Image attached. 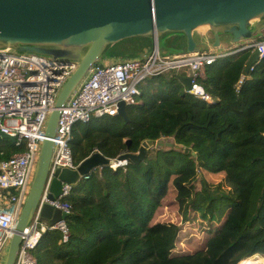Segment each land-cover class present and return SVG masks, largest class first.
Wrapping results in <instances>:
<instances>
[{
	"label": "trees",
	"instance_id": "trees-1",
	"mask_svg": "<svg viewBox=\"0 0 264 264\" xmlns=\"http://www.w3.org/2000/svg\"><path fill=\"white\" fill-rule=\"evenodd\" d=\"M250 56L247 51L206 67L200 84L213 105L185 93V70L172 71L143 82L136 103L126 106L127 122L115 116L76 124L70 142L75 165L95 152L113 160L136 153L144 140L172 139V147L81 179L65 198L67 241L58 231L43 233L31 251L36 264H238L264 257V59L235 90ZM7 145L0 159L20 151ZM197 167L224 173L233 193L211 190L204 181L197 187ZM169 183L182 221L190 211L209 223L225 218L204 250L181 258L171 256L179 226L150 224Z\"/></svg>",
	"mask_w": 264,
	"mask_h": 264
},
{
	"label": "water",
	"instance_id": "water-1",
	"mask_svg": "<svg viewBox=\"0 0 264 264\" xmlns=\"http://www.w3.org/2000/svg\"><path fill=\"white\" fill-rule=\"evenodd\" d=\"M203 27L212 37L214 49L219 48L221 37H227L231 46L262 38L264 0H0V48L77 63L48 116L30 188L2 264H14L22 233L42 193L53 150L58 109L76 90L90 67L106 58L107 51L113 46L128 39H149L152 48L155 47L161 55H169L162 50L166 40L181 37L185 43L183 53L201 52L203 48L193 34ZM257 61L258 53L254 51L243 74L247 75L250 67H256ZM190 82L191 71L188 69L182 78L185 89L190 88ZM117 115L128 121L122 102L118 104ZM0 141L14 143L15 139L0 134ZM125 142L127 146L130 144L129 140ZM162 145V141L144 140L136 153L127 151L116 161L138 164L146 159L154 146ZM114 162L95 152L74 170L58 169L50 186L49 198L52 200L61 195L62 183L74 187L92 171L109 167ZM41 217L51 224L66 219L65 214L50 206L43 208Z\"/></svg>",
	"mask_w": 264,
	"mask_h": 264
},
{
	"label": "built area",
	"instance_id": "built-area-1",
	"mask_svg": "<svg viewBox=\"0 0 264 264\" xmlns=\"http://www.w3.org/2000/svg\"><path fill=\"white\" fill-rule=\"evenodd\" d=\"M243 50L256 51L259 63L264 59V39L224 53L202 50L161 55L154 47L141 57L92 65L76 90L58 109L46 180L32 218L22 233L14 264H36L31 251L43 233L58 231L62 236L61 242L68 239L66 219L51 224L44 221L41 214L45 206L66 216L70 212L65 198L70 195L72 186L62 183L61 195L52 200L49 194L56 171L62 168L74 170L77 166L73 163L70 149L76 124L118 116V104L122 102L125 107L135 104L142 93L141 85L147 78L183 69L191 71L190 88L185 89V93L206 105H213L214 98L200 84L206 67ZM254 67H250L249 72ZM76 68L75 61L0 48V134L13 137L14 143H8L20 150L7 159H0V255L8 247L27 197L48 116L54 109L60 89ZM244 79L243 74L235 85L236 92ZM3 153L0 150V156ZM127 162L115 160L109 168L115 170L126 166ZM94 171L99 173L101 169ZM7 205L12 206L10 211L5 210ZM2 262L0 260V264Z\"/></svg>",
	"mask_w": 264,
	"mask_h": 264
},
{
	"label": "rangeland",
	"instance_id": "rangeland-1",
	"mask_svg": "<svg viewBox=\"0 0 264 264\" xmlns=\"http://www.w3.org/2000/svg\"><path fill=\"white\" fill-rule=\"evenodd\" d=\"M261 38L260 40H262ZM257 39L256 41H258ZM134 44L130 47L128 51L119 52L115 50V48H111L107 51L106 57H113L115 60L118 59H126L130 57H135L141 50H151V41L149 39H131ZM234 46L230 48L233 51ZM206 49H204L205 51ZM147 51V52H149ZM146 52V53H147ZM144 53V54H146ZM143 54V55H144ZM141 55V56H143ZM237 56V55H234ZM108 57V58H109ZM100 63H104V57L102 60L99 61ZM185 73L187 74L188 69H184ZM158 142V141H157ZM163 145L161 147L154 146L148 154L151 156L154 154L156 149L167 150L168 146L166 144H172V139H163ZM7 141H0V149H7L8 148ZM172 147V146H171ZM197 174V187H200L199 182L204 181L206 186H208L211 190H219L226 194L233 193V186H231L227 180L225 179V174L220 173H208L197 167L196 170ZM176 191L172 187V185L168 184V189L166 195L161 202L158 209L155 211L150 224L156 223H164V224H175L179 226V232L175 241V247L171 251V256L176 258L186 257L188 255H192L197 251H202L205 249V244L207 240L216 233L221 224L224 222L223 218L220 222L214 221L212 223L206 222L201 219L198 213L196 212H189L188 220L182 221L180 214L178 213V207L175 201ZM12 208L11 205H7L5 207L6 211H10ZM8 246V245H7ZM6 250L3 249L0 255V260H4L6 255ZM145 264H153V262H147Z\"/></svg>",
	"mask_w": 264,
	"mask_h": 264
},
{
	"label": "crops",
	"instance_id": "crops-1",
	"mask_svg": "<svg viewBox=\"0 0 264 264\" xmlns=\"http://www.w3.org/2000/svg\"><path fill=\"white\" fill-rule=\"evenodd\" d=\"M193 36H194L195 41L198 43V45H201L203 50L206 49L205 51H208V52L224 53V52L230 51V48L232 47L228 43L229 39L227 37H221L220 38L219 48L218 49H214L212 47L213 39L210 36V34L208 33L207 29L200 28V29H198V30H196L194 32ZM176 38L178 39L177 42L173 41L172 38L166 40V43L164 44L165 46L162 48V50L168 52L169 55L170 54H174V53H183L184 52V47H185L184 40L181 37H176ZM130 40L131 39H128V40L122 41V42H120L118 44L121 47L132 46V44H134V43L132 41H130ZM249 43L250 42H247V43H244V44H240L239 46H246ZM151 47H152V43H151ZM147 51H149V49L148 50H141L135 57H141V55H143ZM174 51H178V52H174ZM135 57H130V58H135ZM118 60H121V59H118ZM220 60L223 61V60H225V58L220 59ZM114 61H116V60H115V58H112V57L104 58V63H111V62H114ZM182 71H184V69ZM182 71H180V72H182Z\"/></svg>",
	"mask_w": 264,
	"mask_h": 264
},
{
	"label": "bare ground",
	"instance_id": "bare-ground-1",
	"mask_svg": "<svg viewBox=\"0 0 264 264\" xmlns=\"http://www.w3.org/2000/svg\"><path fill=\"white\" fill-rule=\"evenodd\" d=\"M202 29H207V28L203 27ZM238 264H264V257L255 255L251 258L239 262Z\"/></svg>",
	"mask_w": 264,
	"mask_h": 264
},
{
	"label": "clouds",
	"instance_id": "clouds-1",
	"mask_svg": "<svg viewBox=\"0 0 264 264\" xmlns=\"http://www.w3.org/2000/svg\"><path fill=\"white\" fill-rule=\"evenodd\" d=\"M240 45V44H239ZM239 45H237V46H234V49L233 50H237V49H239V48H242V47H244V46H239ZM230 51H232V50H230ZM248 51H250V50H248ZM228 52V51H227ZM246 52H247V50H246ZM251 52V51H250ZM242 53H245V52H240V53H238V54H235V55H240V54H242ZM251 54H252V52H251ZM234 57H236V56H234V55H232V56H229V57H227V59L228 58H234ZM262 61H260L259 63H261ZM258 63V64H259ZM246 76V75H245Z\"/></svg>",
	"mask_w": 264,
	"mask_h": 264
}]
</instances>
